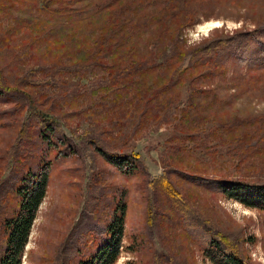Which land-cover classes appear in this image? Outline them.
<instances>
[{
	"label": "rangeland",
	"instance_id": "obj_1",
	"mask_svg": "<svg viewBox=\"0 0 264 264\" xmlns=\"http://www.w3.org/2000/svg\"><path fill=\"white\" fill-rule=\"evenodd\" d=\"M114 3L0 0V71L8 82L25 79L19 89L34 97L37 93L40 107L52 113L58 127L54 140L40 141L35 137L39 122L25 106L27 96L0 97V251L3 222L20 202V179L28 167L34 172L46 167V197L33 222L22 264H78L97 248L118 204L126 207L120 264H144L151 258L145 231L148 218L155 222L157 216L167 230L160 220L155 222L160 227L152 235L154 251L170 255L172 264H193L194 255L198 264H213L201 249L206 239L202 231L194 234L196 241L188 237H182V245L175 241V232L182 235V223L150 185L163 172L196 208L241 228L248 254L259 248V255L264 252V212L216 193L203 179L264 183V69L252 63L264 59V0H206L196 8L197 25L219 26L207 28V34L199 32L197 25L188 28L183 36L192 39L188 45L217 32L229 35L258 28L259 33L243 50L249 62L238 65L231 59L226 73L215 76L207 92L197 93L193 101L186 86L173 83L169 88L156 64L160 60L148 64L136 79L126 76L132 64L148 54L158 24H141L131 40L123 38L121 50L113 45L116 49L101 52L97 59L96 40L116 29ZM158 6L154 4L155 12ZM141 15L143 21L151 18L142 10ZM173 27L174 31L177 25ZM114 63L113 76L124 78L110 75ZM30 76L35 78L33 83L26 79ZM29 115L28 136L17 147L18 133ZM239 120H246V125L235 126ZM249 130L255 134L243 145V134ZM107 154L138 155L144 166L126 175L123 170L128 172L132 165L119 169ZM41 159L46 161L43 167L38 164Z\"/></svg>",
	"mask_w": 264,
	"mask_h": 264
},
{
	"label": "trees",
	"instance_id": "obj_2",
	"mask_svg": "<svg viewBox=\"0 0 264 264\" xmlns=\"http://www.w3.org/2000/svg\"><path fill=\"white\" fill-rule=\"evenodd\" d=\"M205 1L206 0H115L113 9L116 16L112 22L116 24V29L103 32L96 40L95 47L97 59H100L98 55L105 50L109 51L110 49L114 50L116 48L121 50V47L125 44L122 43L124 40L123 38L127 36L131 40L133 31H136L141 24L146 27H153V24H158L160 27L157 31L152 32L154 41H152L148 49V54L139 58L138 62L132 64L126 76L136 79L145 72L144 69L148 67V64L154 66L155 62L160 60V62L156 64L161 66L163 73L166 75V82L169 88L175 85L186 86L190 90L189 99L193 101L192 97L198 96L197 93L207 92L205 91L208 89L207 85H211L210 81H213L215 76L224 75L226 73V65L231 59L236 60L238 65H245L249 62L250 59L247 54L244 55L243 50L248 46L249 40L253 37L256 38L259 33L258 28L254 31L241 29L229 35L223 33L218 34L217 32L214 37L206 41L200 42L199 44L188 45V39L183 37L184 32L200 22L199 12H197L198 9L196 10V8L201 7V4ZM158 3L159 9L157 8L156 10L158 12H155L154 4L158 5ZM140 9L142 10V14L147 12L150 14L151 18L143 21L142 15L139 17ZM174 25H177V28L174 30L175 32L173 31ZM263 32L264 30H262V33ZM118 35L122 37L119 38ZM110 40L113 44H109ZM113 45L116 48H112L111 46ZM129 45L130 48L128 50L131 51L133 46L130 43ZM107 55L108 54H106V56ZM260 62L261 63L252 61L254 67L257 66L259 69H264V59ZM115 64L116 63L113 65L110 64L109 66L110 75L112 76V69L115 67ZM122 77L123 76L118 74V76L114 78ZM26 79H30L28 80L29 83L35 81L33 76L27 77ZM24 81L25 79H13V81H11L12 83L8 82L6 76L2 75L1 70L0 97L8 98L9 95L20 97L25 94L27 96L26 104H28L25 106H27V109H30L31 116L39 122L35 137L38 136V139L44 143H50L52 138L54 140V138L58 136V127L55 125V119L51 116L52 113H47L40 107L37 100V93L36 97H34L27 91L19 89L20 84H22V82L24 83ZM173 83L175 85H173ZM36 84L42 85V82ZM37 90L39 89L37 88ZM36 101L39 104H37V107L35 104ZM29 118L30 115L27 117V121L18 133L20 138L17 142V147H21L24 139L28 136L27 134L30 128ZM245 121H235L234 125L243 127L246 125ZM252 134H255L252 130L243 134V145H246V142L251 140ZM107 157L114 165L118 166L119 169H124L128 164L132 165L131 170L129 169L128 172L123 170L126 175H132V172L138 171L144 166L140 163L141 161H139L140 157L138 155L120 157L107 154ZM40 161L38 164L40 167H43L46 161ZM27 169L26 174L20 179L21 185L17 189V194L20 197L18 209L13 215L7 217L2 225L5 229V235L4 243L1 247L2 250L0 251V264H22L25 247L29 241L28 237L33 227V222L36 219L40 204L46 197L49 180L47 179L48 175L46 169L43 174L41 173L42 170L34 172L32 167H28ZM188 175L191 178H199V176L194 174ZM203 180L209 187L212 186L216 189V193H222L227 198L235 199L248 208H256L264 212V183L253 184L250 182L232 181L222 177H204ZM150 185L155 191L162 194L165 202L170 207V211H172L173 214H177L175 219L182 223V235H178V233L175 232V236H177L175 238L176 242L179 240V243L182 245V237L193 238V240L196 241L194 234L202 231L203 236L206 234V239L200 246L201 249H204L205 255L213 264H253V260L248 254L247 248H245L247 240L242 229L234 228L233 225L221 219L217 221L211 214H206V211L196 208L190 201L188 202L181 194V191L176 189L173 185L168 172H163L158 179L151 181ZM125 210L126 207L122 204L116 206L114 216L110 221L111 223L106 228L105 236L98 238L100 242L98 241L97 248H95V250L92 249V254L81 259L78 264L116 263L120 255L119 248L125 225ZM160 211V213L165 215L166 211L162 209H160ZM157 217V221L160 220L161 227L165 229L166 232L167 227L163 226V221H161L159 216ZM148 221L149 223L148 226H146L145 234L149 237V246L153 252L151 258L144 262V264H172L170 255L165 252L160 253L156 250L154 251L152 235L157 227L160 226L155 223L157 221L154 222L151 217L148 218ZM68 256L71 258L72 253L68 254ZM192 263L198 264L195 255L193 256ZM125 264L140 263L137 261H128Z\"/></svg>",
	"mask_w": 264,
	"mask_h": 264
},
{
	"label": "clouds",
	"instance_id": "obj_3",
	"mask_svg": "<svg viewBox=\"0 0 264 264\" xmlns=\"http://www.w3.org/2000/svg\"><path fill=\"white\" fill-rule=\"evenodd\" d=\"M196 28H197V30L199 32H202L201 31L202 27L200 25H197ZM188 35L192 36L193 33L189 32ZM188 43L191 44L192 43V39H189ZM258 251H259V248L257 249V251H253L251 253V258L253 260V264H264V252H260V254L258 255ZM117 264H120V260L119 259L117 260Z\"/></svg>",
	"mask_w": 264,
	"mask_h": 264
},
{
	"label": "snow or ice",
	"instance_id": "obj_4",
	"mask_svg": "<svg viewBox=\"0 0 264 264\" xmlns=\"http://www.w3.org/2000/svg\"><path fill=\"white\" fill-rule=\"evenodd\" d=\"M214 26H219V25L208 24V25H205V26L201 29V31H202V32H205V34H207L205 30H206L207 28H211V27H214Z\"/></svg>",
	"mask_w": 264,
	"mask_h": 264
},
{
	"label": "bare ground",
	"instance_id": "obj_5",
	"mask_svg": "<svg viewBox=\"0 0 264 264\" xmlns=\"http://www.w3.org/2000/svg\"><path fill=\"white\" fill-rule=\"evenodd\" d=\"M214 23H216V22H214Z\"/></svg>",
	"mask_w": 264,
	"mask_h": 264
}]
</instances>
